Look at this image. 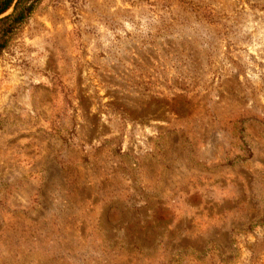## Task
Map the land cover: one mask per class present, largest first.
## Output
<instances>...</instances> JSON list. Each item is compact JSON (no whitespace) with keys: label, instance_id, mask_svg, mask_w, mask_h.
Returning <instances> with one entry per match:
<instances>
[{"label":"rangeland","instance_id":"374dc122","mask_svg":"<svg viewBox=\"0 0 264 264\" xmlns=\"http://www.w3.org/2000/svg\"><path fill=\"white\" fill-rule=\"evenodd\" d=\"M0 264H264V0H42L0 57Z\"/></svg>","mask_w":264,"mask_h":264},{"label":"trees","instance_id":"16d2710c","mask_svg":"<svg viewBox=\"0 0 264 264\" xmlns=\"http://www.w3.org/2000/svg\"><path fill=\"white\" fill-rule=\"evenodd\" d=\"M42 0H19L14 11L0 19V57L9 47L17 31L27 23L38 3ZM14 0H0V15L7 13Z\"/></svg>","mask_w":264,"mask_h":264},{"label":"water","instance_id":"95a60500","mask_svg":"<svg viewBox=\"0 0 264 264\" xmlns=\"http://www.w3.org/2000/svg\"><path fill=\"white\" fill-rule=\"evenodd\" d=\"M18 2H19V0H14V3L12 5L11 9L7 13H5L3 15H0V19H2L4 17L8 16L9 14H11L14 11V9H15L16 5L18 4Z\"/></svg>","mask_w":264,"mask_h":264}]
</instances>
